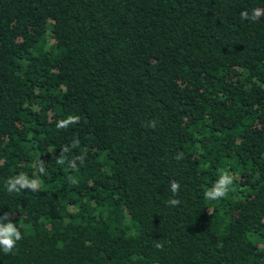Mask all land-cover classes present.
<instances>
[{"label":"trees","instance_id":"1","mask_svg":"<svg viewBox=\"0 0 264 264\" xmlns=\"http://www.w3.org/2000/svg\"><path fill=\"white\" fill-rule=\"evenodd\" d=\"M253 9L264 0H0V216L23 236L0 264H264ZM222 167L233 189L208 201ZM21 172L40 189L9 193Z\"/></svg>","mask_w":264,"mask_h":264},{"label":"clouds","instance_id":"2","mask_svg":"<svg viewBox=\"0 0 264 264\" xmlns=\"http://www.w3.org/2000/svg\"><path fill=\"white\" fill-rule=\"evenodd\" d=\"M242 19H252L255 20L258 17L264 15V11L259 9H253L251 15L247 11L241 12ZM80 117L78 115H68L66 118L59 119L56 121L57 129H67L69 125L78 124ZM151 126H155V121L150 122ZM80 140L74 138L72 141V147H79ZM69 152V147L64 146L61 148L60 155L56 159L58 165H63L66 163L65 154ZM85 154L76 156L71 161H67L68 167L70 169H76L77 161L83 163L85 159ZM183 153H178L175 157L177 160L182 159ZM38 172L43 175L45 173L44 162L42 160L37 161ZM218 179L204 192V197L208 201H218L220 199L227 198L229 193L233 189L234 175L230 173L227 168H218L217 169ZM69 182L72 185L78 183L77 178L73 176L68 177ZM41 182L39 178L32 177L30 178L26 173L21 172L13 177H10L6 181V189L9 193L12 192H21L22 190H31L36 192L40 189ZM180 189V184L176 180L170 181V191L173 195H177ZM180 203L178 199H169L168 204L176 206ZM26 227V226H25ZM23 239L20 228L16 223H13L11 220L10 213H4L3 216H0V249L3 250L5 254H10L13 252V249L16 247V243ZM156 247H162V245L157 244Z\"/></svg>","mask_w":264,"mask_h":264}]
</instances>
